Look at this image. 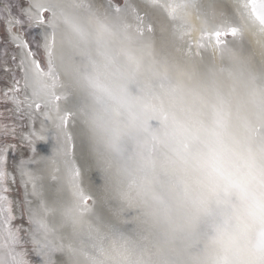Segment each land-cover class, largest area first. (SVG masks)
<instances>
[{"label": "snow or ice", "instance_id": "obj_1", "mask_svg": "<svg viewBox=\"0 0 264 264\" xmlns=\"http://www.w3.org/2000/svg\"><path fill=\"white\" fill-rule=\"evenodd\" d=\"M103 2L115 14L132 12L140 23L148 21V31H152L153 24L159 22L161 16L174 19L184 6L183 0ZM71 6L90 8L84 0ZM228 11L233 13L235 9L229 8ZM244 12L264 25V0H245ZM57 18L62 19L73 31L82 34L74 14L68 12L65 6L45 4L41 0H0V24L20 51L16 63L19 75L11 76V84H6L0 90V102L11 103L12 109L6 111L20 113L29 121L23 136H18L16 129L9 124H4L0 129V264H79L80 256L85 258V264H97L100 248L97 242L92 245L95 254L76 249L61 232V226L49 220V217L56 214V210L50 208L44 200L42 176L38 168L41 159L49 157L51 151L41 153L37 142L51 145L52 141L45 131L47 120L43 107L34 100L28 81L34 69L46 70L49 65L51 49L55 45ZM176 33L178 39H185L183 26L177 24ZM237 35L236 27L206 32L199 41L188 40L187 49L198 53L213 44L219 46L226 40L224 37ZM12 60L16 62L17 58L13 56ZM3 71L12 72L6 62ZM95 86L103 90L99 83ZM3 115L0 113V118ZM153 117L158 120V126H153ZM167 119L166 114L153 110L152 115L141 121L138 127L152 145L165 144L169 140ZM68 139H71L70 135ZM10 140L23 143L28 149V155L14 163L10 162L9 156L15 147ZM70 174L72 194L80 199L83 205L81 211H91L95 200L85 194L80 182V168L74 167ZM17 176L27 193L21 201L19 217L16 215L14 201L8 195L11 184L17 182ZM217 176L218 181L212 183L193 204L196 210H200L205 208L209 199L215 202L214 208L205 209L209 216L208 239L223 250V255L212 257L210 264H264V191L260 194L250 191L233 174L217 170ZM18 219L21 223H17Z\"/></svg>", "mask_w": 264, "mask_h": 264}, {"label": "clouds", "instance_id": "obj_2", "mask_svg": "<svg viewBox=\"0 0 264 264\" xmlns=\"http://www.w3.org/2000/svg\"><path fill=\"white\" fill-rule=\"evenodd\" d=\"M41 2L68 4V0ZM183 3L174 19L162 17L147 39L136 38L134 44L145 69L142 74L169 85L160 93L158 103L167 114L169 138L177 145L185 143L183 189L189 197L186 213L172 227L195 236L208 225L205 209L214 208L215 202L209 199L205 208L196 210L194 201L206 192V185L218 181L217 170L232 174L236 167L232 133L238 129L241 114H264V25L245 14V0ZM229 8L235 11L230 13ZM57 21L63 23L60 18ZM177 24L184 28V40L177 38ZM228 27H236L238 35L198 53L187 49L188 40L199 41L206 32ZM193 126L198 129L197 138L186 143ZM112 176L110 170L104 174L105 193L110 190ZM134 207L129 202V208ZM82 208L80 199L71 194L60 215L74 237H91L100 245L97 264H161L162 250L144 238L143 230L127 231L115 214L101 219L96 201L91 211L82 212ZM210 247L215 256L223 255L211 242Z\"/></svg>", "mask_w": 264, "mask_h": 264}, {"label": "bare ground", "instance_id": "obj_3", "mask_svg": "<svg viewBox=\"0 0 264 264\" xmlns=\"http://www.w3.org/2000/svg\"><path fill=\"white\" fill-rule=\"evenodd\" d=\"M91 1L96 10L104 11L106 9L103 0ZM16 56L18 61L20 58V51L18 49L16 51ZM55 62L56 65H58L57 61ZM125 66L127 68L132 67V65L127 62H125ZM88 72L89 71H87V73ZM135 74V81L132 82L133 84L131 86L125 83L126 79L124 78L107 83L99 74L95 73V78L98 77L97 81L102 88L108 87L105 94V97L108 99L104 100V104L103 102L101 104L99 103L101 102L99 100L100 98L96 99V97H92L91 94L88 93L90 88L88 85L91 83L90 78L84 79L83 76L80 77L78 88L81 96L87 100L85 106L93 114V116L90 115L87 120L89 119L88 125L91 129L90 136L99 153L102 168L105 172L110 170L113 174L110 192L113 194L118 206V212H120V226L128 230L126 224H136L138 226L136 231L143 230L145 233L144 238L150 240L162 250L160 258L161 264H210V260L215 254L211 250L210 241L208 239V233L210 231L209 225H206L204 229L195 236L181 232L180 230H173L169 227L165 228L164 225H168L166 217L167 215L170 216L165 209L172 204L171 202L176 200L173 199L175 197L168 193L170 192L169 190L166 193L167 195L161 192L163 181L165 180L159 182L152 181L150 183L143 182V176L139 175V169L134 166L132 169L129 168L131 165L129 164V160L131 159V157L129 158V151H125L122 145L119 144L118 135L122 138L126 137L128 143L130 144L131 142L133 147H145L148 142L150 143V141L142 135L138 127L141 121L147 120L151 116V112L148 114L147 111L149 105L146 107L144 104L147 102L144 91H147L148 98L155 102L159 99L160 93L166 91L158 80L154 82L152 78H146L144 75L137 72H135ZM95 78H92V80H95ZM7 81L10 85L11 80ZM28 83L34 93V100L39 102L43 107V114L47 120L45 131L52 141L51 145L39 141L37 142L41 153L51 151V155L42 158L38 165L40 175L42 176L44 200L50 208L56 210V214L49 217V220L56 226H61V232L67 237V241L71 242L74 248L83 249L85 252L91 254L87 236L74 237L65 230L63 219L60 215L61 204L57 201L56 195L52 190V184L57 176H62L71 189L72 178L70 173L73 169V165L68 153V135L65 128H63L64 119H55L57 109L54 101V91L51 87L58 85L60 83V78L54 68V63L51 58L46 70L41 71L34 69L29 74ZM137 87L138 90L140 89V91H143L137 102L125 104L121 102L123 100H120L119 109L126 119L129 120V124L127 123L126 125L123 121H119V117L115 114L112 98L116 99L123 89L136 90ZM125 95L126 94L122 95L123 99ZM109 100L112 104L110 108L107 105ZM150 107H152V105H150ZM155 111L160 112L157 108H155ZM108 113H114V116L117 117V119H114V123L117 124L118 129L107 124L101 118V116L107 115ZM26 122L28 128L29 121L26 119ZM56 128L58 130H56ZM54 132H56L57 135L56 140L53 139ZM192 133H195L196 137L195 135L192 136ZM25 134L26 132H24V135ZM181 134H185L183 129H181ZM186 135L190 137V142H193L192 140L194 138L195 141L198 135L197 127L193 126ZM187 142L188 141H186V143ZM75 144L76 146L78 145L77 138H75ZM157 145L160 149L162 158L166 162L169 161L168 163L172 168H177L179 170L174 180L179 181V185H183L182 153L181 155H177L173 151L178 145L170 138L167 143ZM232 145L235 150L234 155L236 160V167L232 174L242 180L250 191L260 194L264 191V114H257L255 117H250L242 113L239 119L238 129L232 133ZM18 159L23 158L21 156H16L15 161ZM56 164H60L61 167L59 169L56 168ZM79 168L81 171V181L85 185V188L89 189L90 183L87 170L82 164H79ZM17 181L20 184L18 176ZM20 186L24 199L27 193L24 191L21 184ZM209 187H211V184L206 185V190ZM10 188L12 187L10 186ZM30 190L29 186V191ZM13 201L16 215L19 217L20 213L17 212V202L14 198ZM129 202L134 204L135 207L129 208ZM128 212H131L132 215H126ZM40 215L41 218H43V213ZM176 216L181 218L183 214L180 213ZM202 238L207 239V245L198 246V248L196 247L195 249L189 247L188 241L197 244L199 241L201 243ZM32 259L34 260L36 258L34 257ZM78 260L79 264H85V258L83 256L78 257Z\"/></svg>", "mask_w": 264, "mask_h": 264}, {"label": "rangeland", "instance_id": "obj_4", "mask_svg": "<svg viewBox=\"0 0 264 264\" xmlns=\"http://www.w3.org/2000/svg\"><path fill=\"white\" fill-rule=\"evenodd\" d=\"M81 0H68L66 10L74 14L77 23L80 25L82 30L81 33L73 31L72 28L64 23H59L56 20L55 23V45L51 49L50 58L54 63V68L59 75L60 83L52 86L51 89L54 91V101L56 104L57 118H63V128L71 139L68 140V153L73 168L82 164L88 173L89 189L85 188L80 182L88 195H91L97 203V212L101 219H110L112 215H118V206L113 197V194L109 190L105 193L103 188L104 174L105 171L102 168L101 160L98 151L96 150L92 138L90 136V127L88 125L89 119L87 118L92 115V112L85 106L86 98H83L79 93V78H90L89 92L92 97L96 99L100 98V104L108 98L105 97L108 87H103L101 90L95 86L98 83L96 74H99L107 83L113 80H119L121 78L126 79V84L132 86L134 78L136 77L135 72L143 75L145 69L139 63V51L135 47L134 40L136 38L147 39L153 32V28L158 23L153 24L152 31L147 30L148 21L140 23L139 19L132 12H124L121 14L113 13L105 4L104 11H98L95 9L91 0H84V3L90 5V8H74L71 5L73 3H80ZM143 15V13H141ZM163 16H161L162 18ZM161 20V19H160ZM231 37H224L229 39ZM17 48L13 42L7 37L4 26L0 24V90H3L8 83L7 80H11V76H18L19 73L16 70V62L12 60V57L16 56ZM58 65H56V62ZM7 65L12 69L11 73H5L3 66ZM125 62L132 65L131 68L125 66ZM3 71V72H2ZM44 71V70H41ZM87 71H89L87 73ZM86 73V74H85ZM85 76V77H84ZM95 78V80H92ZM154 82L156 80L163 86L165 90L169 89L167 81L153 77ZM9 84V83H8ZM11 84V82H10ZM143 91L131 89H123L117 98H112L114 102L115 114L119 117V121H123L126 125L129 124V120L126 119L123 113L119 109L120 100L125 104H133L138 101ZM146 101L144 104L149 108L147 109L148 114L157 108L160 112L158 100L152 101L148 98V92L144 91ZM123 94H126L123 99ZM134 101V102H133ZM157 103V104H156ZM108 107H112L110 100L107 102ZM152 105V107H150ZM12 104L0 102V113H3V117L0 118V129L3 128L4 124H9L16 129L18 136H23L26 132L27 122L25 116L20 113L6 111L12 109ZM155 107V108H153ZM151 108V111H150ZM14 116V117H13ZM15 118V119H14ZM101 118L115 129H118L117 124L114 123V113H108L107 115L101 116ZM100 119V117H99ZM153 126H158V121L155 117L151 120ZM65 123L67 126L65 127ZM56 130H58L56 128ZM195 133H192L194 136ZM56 132H54L53 139L56 140ZM119 144L125 151H129V166L136 167L139 169L141 176H143V182L152 181H163V188L161 192L165 195L168 190L175 201L171 202L165 211L169 213L166 219L168 220L169 228L179 231L177 228L172 227L180 217L176 216L180 213H186L189 207V197L183 189V185H179V181L174 180L178 175L179 170L172 168L169 165V161L166 162L161 154L158 145H152L151 142L147 143L145 147H133L128 143L127 138H122L120 135ZM196 137V135H195ZM75 138H77L78 145L75 144ZM195 139V138H194ZM194 139L192 140L193 142ZM190 137L189 141L190 142ZM10 143L15 145L12 153L9 156V161L14 162L16 156L24 158L27 153V147L17 141L10 140ZM74 145V148H73ZM17 148V149H16ZM17 151V152H16ZM174 153L181 155L182 158L185 156V143H181L173 149ZM184 152V153H183ZM18 153V154H17ZM15 155V156H14ZM15 158V159H14ZM133 163V164H132ZM60 164H56V168H60ZM13 185V186H12ZM161 187V185L159 184ZM10 192L8 193L10 199L13 198L17 202V212L20 213V205L23 200L22 188L18 181L11 184ZM146 188V187H145ZM111 189V188H110ZM52 190L56 195L57 201L61 204V209L67 203L72 190L68 186L67 182L62 176H57L52 184ZM165 190V191H164ZM167 190V191H166ZM13 197V198H12ZM16 197V198H15ZM167 206V204H166ZM169 209V210H168ZM179 213V214H178ZM20 215V214H19ZM181 216V217H183ZM17 223H21L18 219ZM127 231L134 232L138 229L136 224L127 225ZM65 230L70 233L64 225ZM89 242V249L91 254H95V249L92 245L96 243L93 239L87 237ZM190 248H198V246L207 245V239L202 238L201 243L195 244L188 241ZM34 258V257H32ZM35 260V259H34Z\"/></svg>", "mask_w": 264, "mask_h": 264}, {"label": "flooded vegetation", "instance_id": "obj_5", "mask_svg": "<svg viewBox=\"0 0 264 264\" xmlns=\"http://www.w3.org/2000/svg\"><path fill=\"white\" fill-rule=\"evenodd\" d=\"M142 15V14H141Z\"/></svg>", "mask_w": 264, "mask_h": 264}]
</instances>
